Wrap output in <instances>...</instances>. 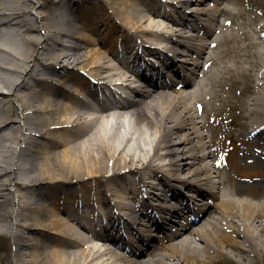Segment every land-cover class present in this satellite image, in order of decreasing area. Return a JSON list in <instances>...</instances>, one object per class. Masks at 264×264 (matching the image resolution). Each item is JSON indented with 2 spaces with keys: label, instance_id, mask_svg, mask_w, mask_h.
I'll return each mask as SVG.
<instances>
[{
  "label": "bare ground",
  "instance_id": "bare-ground-1",
  "mask_svg": "<svg viewBox=\"0 0 264 264\" xmlns=\"http://www.w3.org/2000/svg\"><path fill=\"white\" fill-rule=\"evenodd\" d=\"M152 1L42 0L46 13L35 17L36 0H0V264H244L264 249V199L247 198L245 183L219 190L224 182L215 177L223 173L213 138L217 129L237 124L251 131L264 123V81L254 102L247 101L254 92L246 91L248 97L215 106L218 97L205 96L211 76L223 79L238 68L226 54L211 53L202 78L194 82L191 73L180 80L183 88L154 93L146 83L132 86L131 68L118 51L143 59V47L154 52L160 42L174 56L182 53L184 64L197 56L193 63L199 68L207 53L206 17L229 13L217 6L186 10L209 0ZM259 15L254 18L262 19L263 38ZM260 38L251 44L261 47ZM259 63L263 78L264 61ZM82 72L106 86L132 88L135 96L127 94L118 109L97 108L85 99L92 81ZM226 107L224 119L205 134L208 120ZM140 180L163 202L157 208L164 220L153 216L154 223H145L144 210L152 206L141 201L137 212L128 201L129 187ZM183 186L199 207H180ZM110 192L125 222L118 229L113 210L106 233L96 223L104 224L98 208L105 213ZM206 198L215 200L212 216L180 221L184 230L166 237L149 233L173 224L168 215H182L187 206L196 219ZM78 206L90 210V217L79 219ZM150 237L156 247L144 245Z\"/></svg>",
  "mask_w": 264,
  "mask_h": 264
},
{
  "label": "rangeland",
  "instance_id": "rangeland-1",
  "mask_svg": "<svg viewBox=\"0 0 264 264\" xmlns=\"http://www.w3.org/2000/svg\"><path fill=\"white\" fill-rule=\"evenodd\" d=\"M41 1L42 0H36V6L33 9V16L35 17L41 16L43 13H46V9L40 7ZM254 1L257 2L256 8H252L253 7L252 5H248L247 0H220V3H218L217 0H209L207 2V5L205 6H196L194 3H191V5L189 4L188 9H186L187 12L194 13V10L196 8H200L202 10V9L211 8L213 6H217L219 9L220 8L227 9L229 11V13H226V11H221L222 13L213 12L210 17L207 16L206 17L207 26L216 27L214 25L215 19L218 21L219 24H221V22H224L229 18H232L233 20L232 24L226 27V29H224V33H222V38H221L222 40L213 50H214V54H226V59L227 58L230 59L231 62L230 66L232 65V67L238 69L227 70L223 75L224 80L220 77L216 78L214 75H213L214 77L211 76L212 82L210 84H212V87L210 84L209 87H207L208 91L205 93L206 98H210L211 96L216 95L219 96L220 99L222 98L233 104L235 101L243 97H248L246 91H250V92H254V95L251 94V97H248L247 101L254 102V97L257 95L258 87H261V83H263L264 81V77L263 78L261 77L262 71H260L258 67V65L260 64L259 61L262 62L264 61V48H263L264 45H262L261 47L256 45L253 46V44H251V41L254 37L256 39L260 38L258 34V29L260 28L261 25H263L262 19L261 18L255 19L254 13H259L260 14V15L258 14L259 16L264 17L262 16L264 15V3H262L264 2V0H254ZM199 16L200 14H196L197 18ZM200 21L201 20H199L198 22ZM212 39L213 37L209 36L208 39H206V42H210ZM166 43L168 42L165 41L164 44ZM259 55H261V57H259ZM52 77L59 78V76L54 74H52ZM215 89L218 91V93L219 92L220 93L219 94L216 93L214 91ZM261 89H263V92L260 95H263L264 87H261ZM14 101L17 104V100ZM214 105L222 106V104H220L219 98H217ZM244 129H246V127L241 129L238 133L241 132L244 134L245 133ZM203 131L205 133H208L206 130ZM207 138L208 137H206V139ZM245 138L248 137L245 136ZM216 139L218 141L221 139L218 133H216ZM236 156H237L236 157L237 160L235 162L237 166L233 168H231L230 166L225 167V174L220 177L217 176L215 177L217 181L222 180L226 184V186H224L225 184L222 185L219 188V190L222 191L225 189L228 191L230 190V188H232V186L237 187L239 186L240 183H245L246 184L245 191L248 192L247 198L253 199L254 201L257 202L263 201L264 164L259 165L257 162H262V161L264 162V156H259L257 162H254L252 164H249V162L246 161V159H242L241 154L239 152L236 153ZM208 160L212 165V160L210 158ZM212 172L214 173L213 169ZM228 173H231L232 177L234 178L232 180V183L230 182V180H228L227 177ZM238 175L240 176L248 175L251 177L263 175L262 176L263 180L261 182L253 181L254 178L250 180L247 179L243 180V178H237ZM182 190L185 192L189 191L188 188H186V186H183ZM208 199H206L205 201H208ZM204 210H205L203 211V215L205 216L204 218L213 215L212 213L213 208L209 207L208 204L206 206V209ZM174 226H176V229L174 231H172V229L168 230L170 234L176 231H183L178 223L174 224ZM160 235H158V237H160ZM183 235L188 236L187 233H184ZM193 237H195V235H193ZM9 242H10L9 252L11 251L13 253L14 245L11 239H9ZM0 243H2L1 238H0ZM152 244H154L153 246L157 245V243L155 242L154 243L152 242ZM1 253L4 254L5 250L2 249ZM256 257L255 259H251L250 261H245L244 264H264V249Z\"/></svg>",
  "mask_w": 264,
  "mask_h": 264
}]
</instances>
